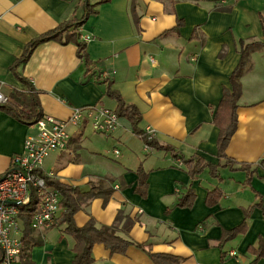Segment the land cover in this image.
<instances>
[{"label":"crops","instance_id":"obj_1","mask_svg":"<svg viewBox=\"0 0 264 264\" xmlns=\"http://www.w3.org/2000/svg\"><path fill=\"white\" fill-rule=\"evenodd\" d=\"M82 13V0H0L1 91H21L20 78L25 79L43 116L61 121L79 108L113 111L116 102L103 97L92 80L84 81L73 44H41L24 65L11 70L27 43ZM78 32L89 60L111 79V90L140 114L137 128L150 130L158 146L183 158L199 156L219 176L204 169L190 179L170 151L145 150L124 117L117 116L115 129L106 135L86 124H68L65 149L46 157L42 171L81 192L90 183L107 191L106 198L99 195L81 205L73 223L114 227L132 243L123 254L94 245L91 264H154L150 254L181 260L163 264H264V258L253 262L247 251L264 238V49L250 55V69L240 80L237 126L225 151L231 165L218 158L219 129L213 124L240 60L237 42L264 41V0H110ZM35 135L33 125L0 110V175L24 140ZM139 168L146 179L144 197L137 191ZM187 187L195 201L179 208ZM214 189L222 197L207 207V193ZM257 202L262 206L251 210L247 231L219 247L222 232L240 224L244 209ZM64 227L29 231L31 264H72L74 241ZM13 264L24 262L19 258Z\"/></svg>","mask_w":264,"mask_h":264},{"label":"trees","instance_id":"obj_2","mask_svg":"<svg viewBox=\"0 0 264 264\" xmlns=\"http://www.w3.org/2000/svg\"><path fill=\"white\" fill-rule=\"evenodd\" d=\"M109 1L110 0H82L83 13L79 18H74L67 23L61 24L56 29L48 31L27 43L23 49L21 57L16 60L14 66L11 67V70L14 71V68L24 65L29 59L33 50L41 44L47 42H56L61 45L73 44L76 47L77 58L84 68V81L88 82L92 80L102 89L103 97L113 99L116 102V107L113 112L118 117H124L131 123L134 134L141 138L144 145H147L151 149L154 148L170 151L174 158H179L190 179H194L204 169H208L212 177L219 179L215 168L206 163L199 156L194 155L190 158H183L177 153H173V150L170 148H162L158 146L153 137H149L144 131L138 129L137 125L140 122V114L137 112L136 108L131 105H126L120 98L119 94L111 90V79L109 77H102L101 71L98 70L96 65L89 60L86 53L85 42L79 40V28L89 16L97 14L98 7L100 5L108 3ZM183 1L195 3H219L225 0H171L173 3ZM228 10L229 8L225 9V11ZM177 26H180V22ZM263 49L264 41L245 42L243 40H239L237 42V51L240 55V60L229 77L230 88H225L223 90L221 100L213 115V124L219 129V135L217 139V155L219 159L226 160V165H231L230 161L227 159L225 151L237 126V102L241 96L240 80L250 69V55ZM20 81L24 84L25 88L21 91L11 89L7 94V103L1 105L0 110L4 111L7 115L11 116L19 123L32 126L42 118L43 114L40 111L36 93L32 89L30 83H28L27 80L23 78H20ZM241 169L245 170L243 166H241ZM137 174V191L140 196L144 197L146 190V179L140 168L138 169ZM47 180L52 185V187L57 190L60 196V211L56 218L55 225H64L65 227L63 232L70 235L74 241L72 248L74 259L72 264H91L93 262L91 252L93 246L96 244H102L109 250L110 253L113 254L125 253L127 248L132 243L118 236L114 227L97 228L92 222L87 223L83 227H76L73 223V215L78 211L81 205H84L87 201H90L92 198L99 195H104L106 198L108 195L107 191H105V194V192L99 190L100 186L96 187L93 183H90L89 190L81 192L77 188L60 184L55 180ZM246 182L248 183V181ZM221 197L222 194L218 189L209 191L205 199L206 206L212 207L216 205L219 203ZM194 201L195 193L192 189H190V187H187L185 192L179 198L176 206L179 208H190ZM261 206V203L257 202L254 205L244 209L243 221L234 228L227 231L224 230L222 232L218 242L219 247H222V245L234 239L235 237L243 235L248 228L247 221L251 210L254 207L261 208ZM19 209L21 212H25V214L22 216V250L19 258L22 260V262H24V264H31L28 260L29 251L32 246H34V244L29 240V231L33 230L30 228L29 222L34 207L31 203L29 205L19 207ZM138 247L143 248L142 245H138ZM247 251L254 257L253 262L264 258V238H260L256 247L250 246ZM149 256L154 264H163V262L179 263L181 261L178 258L166 255L150 254ZM222 256L225 258L227 255L222 254ZM1 261L2 252L0 250V263Z\"/></svg>","mask_w":264,"mask_h":264},{"label":"built area","instance_id":"obj_3","mask_svg":"<svg viewBox=\"0 0 264 264\" xmlns=\"http://www.w3.org/2000/svg\"><path fill=\"white\" fill-rule=\"evenodd\" d=\"M150 62L154 61L150 59ZM102 76L108 77L107 72ZM7 101V95L0 88V106ZM117 118L111 110L85 107L73 110L67 121L42 116L33 125L36 135L24 140L22 151L12 156L9 168L0 175V264H13L20 257L22 216L25 212H21L19 207L33 204L29 222L31 229H49L55 225L60 211V196L47 180H54V174L43 172L42 165L50 154L65 149L69 138L68 124H86L94 133L106 135L115 129ZM144 132L153 137L150 130ZM144 148L150 149L147 145Z\"/></svg>","mask_w":264,"mask_h":264}]
</instances>
